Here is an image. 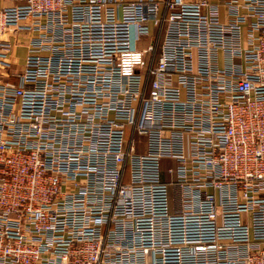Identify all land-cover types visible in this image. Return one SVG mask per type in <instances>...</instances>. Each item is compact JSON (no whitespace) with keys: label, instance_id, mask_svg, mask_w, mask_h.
<instances>
[{"label":"built area","instance_id":"2783aa9c","mask_svg":"<svg viewBox=\"0 0 264 264\" xmlns=\"http://www.w3.org/2000/svg\"><path fill=\"white\" fill-rule=\"evenodd\" d=\"M0 264H264V0H0Z\"/></svg>","mask_w":264,"mask_h":264},{"label":"rangeland","instance_id":"374dc122","mask_svg":"<svg viewBox=\"0 0 264 264\" xmlns=\"http://www.w3.org/2000/svg\"><path fill=\"white\" fill-rule=\"evenodd\" d=\"M15 52V51H14ZM17 54H21V51H18L17 52ZM18 56V55H17ZM171 167H174L172 164H170V162L169 161H163L162 162V170H163V172L164 173H166L167 175H168V170H169V168H171Z\"/></svg>","mask_w":264,"mask_h":264},{"label":"crops","instance_id":"0c3cea01","mask_svg":"<svg viewBox=\"0 0 264 264\" xmlns=\"http://www.w3.org/2000/svg\"><path fill=\"white\" fill-rule=\"evenodd\" d=\"M24 49H22V50H19V51H21V53H24V51H23ZM23 56V55H22Z\"/></svg>","mask_w":264,"mask_h":264}]
</instances>
